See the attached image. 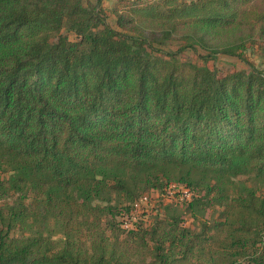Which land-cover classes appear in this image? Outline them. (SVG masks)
Wrapping results in <instances>:
<instances>
[{"label":"trees","instance_id":"obj_1","mask_svg":"<svg viewBox=\"0 0 264 264\" xmlns=\"http://www.w3.org/2000/svg\"><path fill=\"white\" fill-rule=\"evenodd\" d=\"M248 42L264 47V0H0V264H264ZM198 48L204 65L181 56ZM217 53L249 67L211 69ZM172 180L202 187L198 229L173 212L127 225Z\"/></svg>","mask_w":264,"mask_h":264},{"label":"rangeland","instance_id":"obj_2","mask_svg":"<svg viewBox=\"0 0 264 264\" xmlns=\"http://www.w3.org/2000/svg\"><path fill=\"white\" fill-rule=\"evenodd\" d=\"M115 2L116 0H105L107 9L110 10ZM213 32L215 31H211V34H213ZM65 33L67 32L65 31ZM67 34L69 35L70 39H75L74 34ZM235 34H237V31L218 32L217 36L222 37L219 42L223 43L231 39L232 35ZM182 43L183 42L181 40L169 41L163 47L166 50L175 51L179 49ZM242 51H244L249 61L253 62L261 68L264 67L263 46L248 42L247 46ZM206 54H208L206 51L198 48V50L195 51L192 49H186L182 51L181 56L185 59H192L194 61H197L199 64L204 65L205 61L200 58L199 55ZM206 65L211 69L233 68L237 70L246 69L249 67L248 63L245 60H242L237 56H231L224 53L213 54ZM174 174H179V172L176 171L174 172ZM2 176H8V174H2ZM233 182L237 186L242 183L249 186H254L256 180L253 176L242 175L234 178ZM195 188V191L202 190L201 186ZM195 191H191L185 182H180L179 180H172L171 183L167 185L164 184V187L162 189H151L145 191L138 198H136V201H134V203L132 204V212L129 215V222L127 225L132 226L135 223L143 224L144 226H151L156 218L164 216L165 214L171 215L173 212L183 214L182 216L185 220V224L193 229H198L199 221L201 219L207 218L211 212L210 210H198L196 214H193V212H190L188 210L189 202L193 200V192ZM119 201H122V199H119ZM3 203H5V199L0 198V204ZM124 219L128 220V217Z\"/></svg>","mask_w":264,"mask_h":264}]
</instances>
